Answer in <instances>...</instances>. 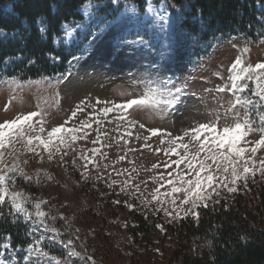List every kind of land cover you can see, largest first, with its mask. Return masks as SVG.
I'll return each mask as SVG.
<instances>
[{
    "label": "rangeland",
    "instance_id": "obj_1",
    "mask_svg": "<svg viewBox=\"0 0 264 264\" xmlns=\"http://www.w3.org/2000/svg\"><path fill=\"white\" fill-rule=\"evenodd\" d=\"M145 2L142 11L128 0L79 6L82 19L54 40L75 53L65 74L0 72V199L32 238L23 250L1 243L0 264H90L65 231L82 245L109 238L114 253L103 260L89 246L92 264H129L140 248L126 210L164 234L264 183V30L202 43L180 28L177 6Z\"/></svg>",
    "mask_w": 264,
    "mask_h": 264
},
{
    "label": "trees",
    "instance_id": "obj_2",
    "mask_svg": "<svg viewBox=\"0 0 264 264\" xmlns=\"http://www.w3.org/2000/svg\"><path fill=\"white\" fill-rule=\"evenodd\" d=\"M86 1L0 0V72L19 81L65 74L75 53L55 47L54 40L62 35L63 24L82 19L78 7ZM128 1L141 11L146 4L145 0ZM165 1L180 9V28L202 43L218 36L244 35L254 40L257 32L264 30V8H258L264 7V0ZM7 4L11 5L9 10ZM115 14L113 9L109 17ZM125 212L134 223L128 224V230L140 248L134 249L129 264H264V183L251 181L231 200L220 198L210 206H200L198 217L186 216L167 223L164 234L156 227L155 219L134 210ZM20 219L13 213L11 203L0 199V244L8 239L13 250L30 246L29 226ZM59 229L64 227L59 225ZM65 232L78 245L85 262H96L94 253L88 252L89 246L103 260L113 252L104 234L100 236L101 244L93 240L90 245H82L71 231ZM167 236L171 245L165 244ZM156 246L161 247L162 260L152 248ZM41 247L64 259L57 248Z\"/></svg>",
    "mask_w": 264,
    "mask_h": 264
},
{
    "label": "bare ground",
    "instance_id": "obj_3",
    "mask_svg": "<svg viewBox=\"0 0 264 264\" xmlns=\"http://www.w3.org/2000/svg\"><path fill=\"white\" fill-rule=\"evenodd\" d=\"M78 88V87H77ZM78 90V89H77ZM81 90V89H80ZM78 92V91H77Z\"/></svg>",
    "mask_w": 264,
    "mask_h": 264
}]
</instances>
